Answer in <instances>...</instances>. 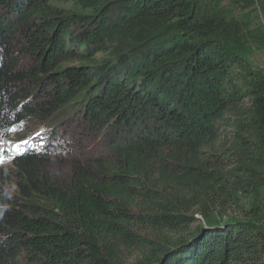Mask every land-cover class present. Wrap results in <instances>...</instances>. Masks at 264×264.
<instances>
[{
    "label": "trees",
    "instance_id": "16d2710c",
    "mask_svg": "<svg viewBox=\"0 0 264 264\" xmlns=\"http://www.w3.org/2000/svg\"><path fill=\"white\" fill-rule=\"evenodd\" d=\"M227 1L239 15L0 0V139L42 127L11 157L14 191L0 178V264H264L257 0Z\"/></svg>",
    "mask_w": 264,
    "mask_h": 264
},
{
    "label": "rangeland",
    "instance_id": "374dc122",
    "mask_svg": "<svg viewBox=\"0 0 264 264\" xmlns=\"http://www.w3.org/2000/svg\"><path fill=\"white\" fill-rule=\"evenodd\" d=\"M221 4L228 8L232 9L235 15L240 14V10H236L235 8L231 7L229 5V2L227 0H221ZM264 0H257V4L250 5L247 7V10L244 14H247V18L250 19L251 24V31H253L254 37L252 38L253 41L250 42V51L248 54V58L251 61V63L260 68L264 69ZM101 54H98L97 57L101 58ZM19 129H16V131L12 130L10 132V138L7 140L0 139V148L3 149L4 155L6 157V160L4 163H0V178L3 176V182L6 185H10L9 189L11 191H14V186L11 184L13 176L12 171H14L12 165H11V157L12 155H15L18 153L21 149L26 148L28 144L32 142V138L30 136V132H37L41 131L42 127L36 123V121L27 119L25 122L21 124ZM26 144H22L24 140H27ZM18 145V147H16ZM62 150L60 147L56 149V153H60ZM62 156V155H61ZM63 157V156H62ZM55 166L62 167L63 164H56ZM62 169V168H59ZM52 170H57L55 167H53ZM2 171V173H1ZM58 171V170H57ZM8 174V175H6Z\"/></svg>",
    "mask_w": 264,
    "mask_h": 264
},
{
    "label": "snow or ice",
    "instance_id": "6c2138e0",
    "mask_svg": "<svg viewBox=\"0 0 264 264\" xmlns=\"http://www.w3.org/2000/svg\"><path fill=\"white\" fill-rule=\"evenodd\" d=\"M25 143H26V141H25ZM16 147H18V145ZM5 160H6V157L4 155L3 149L0 148V163H4Z\"/></svg>",
    "mask_w": 264,
    "mask_h": 264
},
{
    "label": "clouds",
    "instance_id": "9594fccd",
    "mask_svg": "<svg viewBox=\"0 0 264 264\" xmlns=\"http://www.w3.org/2000/svg\"><path fill=\"white\" fill-rule=\"evenodd\" d=\"M30 136L32 137L33 134H30ZM4 210H6V206H4L3 208H0V212H2V211H4Z\"/></svg>",
    "mask_w": 264,
    "mask_h": 264
},
{
    "label": "water",
    "instance_id": "95a60500",
    "mask_svg": "<svg viewBox=\"0 0 264 264\" xmlns=\"http://www.w3.org/2000/svg\"><path fill=\"white\" fill-rule=\"evenodd\" d=\"M204 229H206V227H205ZM190 241H192V238H191L190 240H188L186 243H188V242H190ZM180 245H182V244H179V246H177V247L180 248V247H181ZM178 248H177V249H178Z\"/></svg>",
    "mask_w": 264,
    "mask_h": 264
}]
</instances>
